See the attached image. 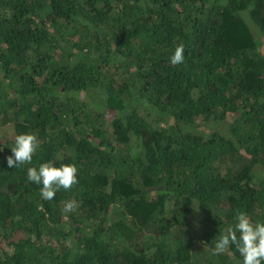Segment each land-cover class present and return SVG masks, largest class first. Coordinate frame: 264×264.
I'll use <instances>...</instances> for the list:
<instances>
[{"label":"trees","instance_id":"obj_1","mask_svg":"<svg viewBox=\"0 0 264 264\" xmlns=\"http://www.w3.org/2000/svg\"><path fill=\"white\" fill-rule=\"evenodd\" d=\"M1 11L0 264H242L213 248L238 210L264 223V0ZM23 133L40 147L10 168ZM45 162L76 164L79 183L42 199L27 169Z\"/></svg>","mask_w":264,"mask_h":264},{"label":"clouds","instance_id":"obj_2","mask_svg":"<svg viewBox=\"0 0 264 264\" xmlns=\"http://www.w3.org/2000/svg\"><path fill=\"white\" fill-rule=\"evenodd\" d=\"M185 48L179 44L170 57L169 62L173 66L184 63ZM40 147V141L35 133H23L16 135L15 144L11 148L12 155H9L7 165L10 168H17L21 165L31 164L33 156ZM78 167L74 163L62 164L56 167L53 162H45L39 167L27 169V180L40 188V196L44 200L51 201L58 191L63 189L69 191L78 184ZM79 205L75 200L65 203L64 212H75ZM198 211V208H194ZM236 223L221 233L214 248V255L227 253L231 246H235L240 253L242 264H264V223H253L248 214L244 211H237ZM239 233V235H237Z\"/></svg>","mask_w":264,"mask_h":264},{"label":"rangeland","instance_id":"obj_3","mask_svg":"<svg viewBox=\"0 0 264 264\" xmlns=\"http://www.w3.org/2000/svg\"><path fill=\"white\" fill-rule=\"evenodd\" d=\"M7 14V11H1L0 17H4ZM120 58L117 55L113 56V60L117 62ZM154 126L161 128V123L159 121L153 123ZM14 134V128L11 124H0V138H12ZM182 216V215H181ZM183 217V216H182ZM191 225L196 222L195 217L192 218ZM69 225V223H68Z\"/></svg>","mask_w":264,"mask_h":264}]
</instances>
